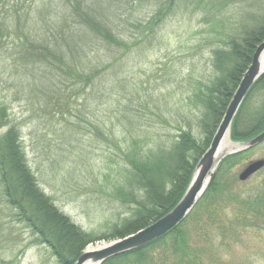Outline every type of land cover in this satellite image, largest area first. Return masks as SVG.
Returning a JSON list of instances; mask_svg holds the SVG:
<instances>
[{"label": "rangeland", "instance_id": "1", "mask_svg": "<svg viewBox=\"0 0 264 264\" xmlns=\"http://www.w3.org/2000/svg\"><path fill=\"white\" fill-rule=\"evenodd\" d=\"M3 1L12 33L0 51V103L10 126L20 130L41 190L73 223L97 236L111 235L116 221L102 176L104 134L119 133L124 116L134 113V118L154 122L160 132L173 136L177 126L183 127L199 140L196 95L214 75L213 51L228 36L264 22V0H174L154 32L150 24L169 0ZM78 8L111 23L128 50L95 41L85 29L74 36L67 29L62 36L64 18L78 29ZM44 48L49 55L40 64ZM59 57L84 66L87 74L99 71L97 78L89 85L75 81L67 69L58 68ZM229 141L236 150L237 144ZM256 160H264V143L226 173L224 202L205 201L188 220L185 230L193 254L187 259L167 256L165 262L156 258L155 264H264V227L239 221L247 214L243 199L264 185V169L246 182L238 179ZM13 215L0 196V264H57ZM122 239L101 241L85 251Z\"/></svg>", "mask_w": 264, "mask_h": 264}, {"label": "trees", "instance_id": "2", "mask_svg": "<svg viewBox=\"0 0 264 264\" xmlns=\"http://www.w3.org/2000/svg\"><path fill=\"white\" fill-rule=\"evenodd\" d=\"M173 1L169 0L168 8L153 19L150 31L154 32V28L165 20ZM5 6L4 1L0 0V51L12 33L8 19L10 12L6 11ZM79 8L77 12L81 20L78 29L74 31L64 18V24L59 28L62 36L68 34L67 29L71 30L72 36L78 33L77 30L85 29L95 41L108 47L128 50V45L111 23L81 12ZM25 39L29 42L27 37ZM221 42L222 45L213 51L214 75L201 84L202 88L196 95L199 140L192 131L183 127L177 126L173 136L160 132L154 122L141 115L134 118V113L124 116L119 133L109 130L107 135L104 134L106 169L102 176L104 183H107V195L116 208V221L111 235L97 236L95 232L84 231L44 194L28 163L20 130L10 126L7 109L0 103V196L12 210L13 218L30 231L34 242L44 246L57 264H75L88 246L122 239L149 227L168 214L182 199L256 48L264 42V22L239 30ZM39 53L38 63H46L48 48ZM59 61L62 66L58 68L67 69L80 83L92 84L98 76L99 71L87 74L84 66L79 68L74 63H64L60 57ZM255 97L258 100L252 103ZM165 124L168 122L165 121ZM263 131L264 75L240 107L232 124L231 140L236 143L247 142ZM250 151L231 155L221 163L205 194L178 228L147 246L112 258L104 264H155L154 259L163 258L161 262H165L167 256L189 258L193 253L185 225L203 202L215 199L224 202L222 184L226 173L243 164ZM250 194L241 202L247 214L240 215L239 221L253 220V224L263 228L264 185L261 190ZM233 199L240 200L239 196Z\"/></svg>", "mask_w": 264, "mask_h": 264}, {"label": "water", "instance_id": "3", "mask_svg": "<svg viewBox=\"0 0 264 264\" xmlns=\"http://www.w3.org/2000/svg\"><path fill=\"white\" fill-rule=\"evenodd\" d=\"M263 75L264 42L256 48L251 63L225 111L211 144L197 164L191 183L179 203L164 217L136 234L113 242L103 249L85 251L75 264H87L88 262L104 264L112 258L138 250L168 235L178 228L194 210L213 181L221 163L227 157L252 150L264 143V131L247 142L236 143L231 140L234 119L247 95ZM227 137L238 147L236 150L223 153L221 149ZM263 169L264 160L253 161L242 170L238 179L240 182H246Z\"/></svg>", "mask_w": 264, "mask_h": 264}, {"label": "bare ground", "instance_id": "4", "mask_svg": "<svg viewBox=\"0 0 264 264\" xmlns=\"http://www.w3.org/2000/svg\"><path fill=\"white\" fill-rule=\"evenodd\" d=\"M232 148L233 147L230 145L229 138L227 137L226 140H225V142H224V144H223V146H222V149L221 150H223V149L232 150ZM89 251L92 252V251H95V250H91L90 249ZM87 264H93V263L88 262Z\"/></svg>", "mask_w": 264, "mask_h": 264}]
</instances>
